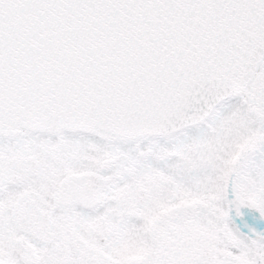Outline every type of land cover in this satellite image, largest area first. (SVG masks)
I'll list each match as a JSON object with an SVG mask.
<instances>
[{"label": "snow or ice", "instance_id": "1", "mask_svg": "<svg viewBox=\"0 0 264 264\" xmlns=\"http://www.w3.org/2000/svg\"><path fill=\"white\" fill-rule=\"evenodd\" d=\"M0 264H264V0H0Z\"/></svg>", "mask_w": 264, "mask_h": 264}]
</instances>
